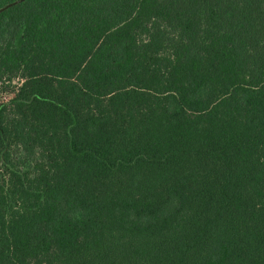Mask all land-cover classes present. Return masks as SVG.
Listing matches in <instances>:
<instances>
[{"label":"trees","instance_id":"1","mask_svg":"<svg viewBox=\"0 0 264 264\" xmlns=\"http://www.w3.org/2000/svg\"><path fill=\"white\" fill-rule=\"evenodd\" d=\"M0 264H264V0H0Z\"/></svg>","mask_w":264,"mask_h":264},{"label":"rangeland","instance_id":"2","mask_svg":"<svg viewBox=\"0 0 264 264\" xmlns=\"http://www.w3.org/2000/svg\"><path fill=\"white\" fill-rule=\"evenodd\" d=\"M20 83V80L17 78L14 79V81L11 83L6 82L5 79L3 81H0V104L7 103L12 99V97L14 96V92L20 86Z\"/></svg>","mask_w":264,"mask_h":264}]
</instances>
